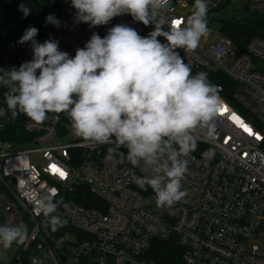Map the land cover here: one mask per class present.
Segmentation results:
<instances>
[{
    "label": "built area",
    "instance_id": "2783aa9c",
    "mask_svg": "<svg viewBox=\"0 0 264 264\" xmlns=\"http://www.w3.org/2000/svg\"><path fill=\"white\" fill-rule=\"evenodd\" d=\"M184 1L169 0L161 15L183 26L185 19L174 7ZM235 2L242 13L234 17L264 15V0H209L208 11ZM56 13L60 26L52 25L39 42L58 41L70 57L93 32L104 37L116 24L141 36L154 30L129 14L107 25L77 23L71 0H57ZM176 51L193 75L207 72L223 100L214 130L194 133L197 146L182 183L186 197L158 207L153 190L136 182L146 173L119 155L127 149L109 153L112 145L82 141L66 114L48 113L36 124L9 112L0 117V223L26 226L28 236L2 247L4 253L12 249L11 257L32 246L45 250L54 264H162L150 257V248L155 241H173L181 250L178 264H264V37L253 36L239 49L222 34L205 48ZM32 58V48L8 52L0 57V68H18ZM6 90L0 87L4 108ZM44 196L58 204L54 215L67 221L55 232L45 227L39 207Z\"/></svg>",
    "mask_w": 264,
    "mask_h": 264
},
{
    "label": "clouds",
    "instance_id": "9594fccd",
    "mask_svg": "<svg viewBox=\"0 0 264 264\" xmlns=\"http://www.w3.org/2000/svg\"><path fill=\"white\" fill-rule=\"evenodd\" d=\"M168 4L169 0H71L77 23L107 25L129 14L154 30L141 36L127 24H116L104 37L93 32L70 57L59 50L58 41L37 42L39 30L30 26L18 43L31 42L33 58L18 68H0V87L7 89L0 117L24 114L41 124L48 113L66 114L82 141L112 145L109 153L126 148L127 153L119 155L146 173L136 182L153 190L161 208L186 197L182 183L189 171L188 157L197 146L194 133L214 130L223 106L219 86L207 72L193 75L191 65L176 51H195L208 36L209 0H194L183 26L161 15ZM19 10L25 17L32 11L25 3ZM46 23L60 26L54 14ZM39 207L45 227L50 225L53 232L67 224L54 215L58 204L52 197H42ZM27 236L26 226L0 225V246L5 249Z\"/></svg>",
    "mask_w": 264,
    "mask_h": 264
},
{
    "label": "trees",
    "instance_id": "16d2710c",
    "mask_svg": "<svg viewBox=\"0 0 264 264\" xmlns=\"http://www.w3.org/2000/svg\"><path fill=\"white\" fill-rule=\"evenodd\" d=\"M21 3L27 4L32 11L25 17L19 10ZM57 0H0V57L6 53H20L31 47V42L18 43L25 30L30 26L36 27L39 32L35 38L39 42L51 28L46 23V17L54 14ZM245 17L221 19L225 35L232 38L239 49H242L248 39L253 36L264 37V15L245 13ZM150 257L162 264H178L180 247L173 241H155L150 248ZM37 252L32 246L20 253L16 252L7 263L0 264H29L31 257ZM83 264V263H81Z\"/></svg>",
    "mask_w": 264,
    "mask_h": 264
},
{
    "label": "rangeland",
    "instance_id": "374dc122",
    "mask_svg": "<svg viewBox=\"0 0 264 264\" xmlns=\"http://www.w3.org/2000/svg\"><path fill=\"white\" fill-rule=\"evenodd\" d=\"M193 2H189L188 0H185L183 5L178 4L176 7H174V12L182 15L184 19L186 20V17L191 14ZM239 2H235V5L231 3H224L223 5L219 6V9L208 11L207 14V20H208V28H209V34L208 36L202 38L199 48H205L210 43L214 42L218 37H220L222 34H224L222 27L220 28V22L222 18H220L223 15L226 16H237L242 13V10L238 8ZM245 17L244 15L239 16L238 19ZM227 63V62H226ZM32 159L35 161H41L39 157L32 154ZM1 225V223H0ZM0 247V261L3 263H7L10 260V255L13 253V250H9L7 253H4V249ZM29 264H54L51 259H49L46 255L45 250H38L35 254V258H31L29 261Z\"/></svg>",
    "mask_w": 264,
    "mask_h": 264
},
{
    "label": "snow or ice",
    "instance_id": "6c2138e0",
    "mask_svg": "<svg viewBox=\"0 0 264 264\" xmlns=\"http://www.w3.org/2000/svg\"><path fill=\"white\" fill-rule=\"evenodd\" d=\"M176 23L178 24V23H179V21H177ZM63 174H64V173H63V172H61V175H63Z\"/></svg>",
    "mask_w": 264,
    "mask_h": 264
}]
</instances>
